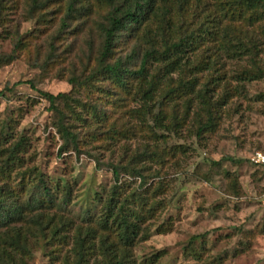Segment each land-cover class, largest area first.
Here are the masks:
<instances>
[{
	"label": "trees",
	"instance_id": "16d2710c",
	"mask_svg": "<svg viewBox=\"0 0 264 264\" xmlns=\"http://www.w3.org/2000/svg\"><path fill=\"white\" fill-rule=\"evenodd\" d=\"M22 2L27 19L44 27L38 32L49 31L43 70L60 63L63 54L70 56L69 37L89 22L94 25L90 34L96 32L99 41L95 50L94 40H87L84 61L80 58V68L69 72V92L39 91L62 141L59 155L86 154L98 167L103 165L95 151L114 153L122 146L124 155L107 164L113 174L109 188H89L77 196L74 179L48 178L33 163L30 139L17 133L11 120L2 124L0 264H28L33 248H51V264H158L164 251L140 259L136 248L153 231L166 234L173 227L158 224L169 188L162 168L168 157L185 150L161 147L164 132L179 133L192 120L197 137L215 133L222 109L240 95L228 84L223 95L217 94L228 75L227 63L240 64L233 76L239 83L264 78V0ZM15 5L0 0V25L8 20L4 12ZM27 46L17 35L14 52L0 63L16 60ZM136 139L142 144L132 153L125 143ZM76 205H81L78 214ZM204 238L194 237L185 253L202 261L204 242L200 249L195 244Z\"/></svg>",
	"mask_w": 264,
	"mask_h": 264
},
{
	"label": "rangeland",
	"instance_id": "374dc122",
	"mask_svg": "<svg viewBox=\"0 0 264 264\" xmlns=\"http://www.w3.org/2000/svg\"><path fill=\"white\" fill-rule=\"evenodd\" d=\"M11 2L17 5L4 12L8 20L0 25V59L14 52L17 35L28 42V46L26 51L17 54L16 60L0 63V92L5 91V95L0 96V126L11 120L16 126L14 130L30 139L29 154L33 163L48 178L66 175L74 179L77 196L89 188H109L113 174L107 164L121 159L122 146L114 153L95 151L94 155L99 154L101 158V167L86 154L78 157L70 152L60 156L62 141L52 126L49 105L39 93L57 95L71 90L69 72L73 66L80 68V58L84 61L83 54L89 52L87 40H94L95 50L98 47L96 32L90 34L94 25L89 22L77 36H70L68 43L73 44L70 56L63 54L60 63L43 70L40 64L48 52L45 43L49 31L38 32L44 27L36 20L27 19L22 0ZM127 50L129 52L130 47ZM38 52L41 59L36 65ZM260 62L264 68V54ZM240 68V64L227 63L228 75L217 94L223 95L224 86L228 84L231 88L238 87L240 95L229 99L222 109L215 133L197 137V125L192 120L183 125L179 133L164 132L166 144L161 147L185 150L184 154L168 157L162 168V180L169 188L164 196L167 208L158 224L170 222L173 227L166 234L153 231L150 239L136 248L140 259L164 251L158 264H209L215 259L221 260L217 264H264V234L261 233L264 169L251 162L254 153L264 150V78L239 83L233 76ZM208 77L205 76L203 82ZM15 84L19 85L9 91ZM139 144L142 141L136 139L126 142L125 146L133 153ZM229 158L241 162L233 163ZM235 180L238 181L236 190L232 188ZM137 182L139 185L140 181ZM80 208L81 205H76V214ZM194 237H205L195 244L200 249L201 241L204 242L202 261L185 253ZM51 250L33 248V258L28 264H51Z\"/></svg>",
	"mask_w": 264,
	"mask_h": 264
},
{
	"label": "built area",
	"instance_id": "2783aa9c",
	"mask_svg": "<svg viewBox=\"0 0 264 264\" xmlns=\"http://www.w3.org/2000/svg\"><path fill=\"white\" fill-rule=\"evenodd\" d=\"M251 162L256 166L264 167V150L254 153L251 157Z\"/></svg>",
	"mask_w": 264,
	"mask_h": 264
}]
</instances>
